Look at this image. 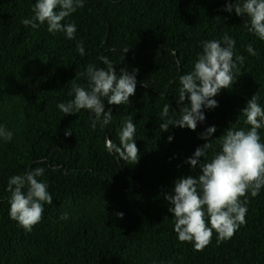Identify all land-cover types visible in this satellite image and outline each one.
Segmentation results:
<instances>
[{
	"label": "clouds",
	"instance_id": "obj_1",
	"mask_svg": "<svg viewBox=\"0 0 264 264\" xmlns=\"http://www.w3.org/2000/svg\"><path fill=\"white\" fill-rule=\"evenodd\" d=\"M84 6V0H36L32 9L34 15L23 19L22 23L25 27L39 28L46 22L50 34L63 32L67 39H75V23L65 24L62 21ZM223 10L245 16L244 27L247 31L264 41V0H235V3L229 0ZM235 47V39L227 33L221 40L202 42L203 51L198 55L193 70L179 77L177 103L182 105L180 117L170 118L171 106L164 104L159 129L168 131L170 126H175L195 131L198 123L206 119L203 109L219 106L214 97L222 89H230L240 73V66L245 62L243 55L235 53ZM246 50L252 56L258 54L251 43L246 46ZM77 51L81 56L85 54L83 43L77 44ZM128 51L124 49L125 53ZM98 59L107 67L87 65L84 73L88 81L87 89L77 85L73 79L69 95L74 94V98L66 104H58L65 115L88 110L93 131L98 124L103 129L112 122L113 112L111 108L105 111V99L109 105L129 103L130 97L136 93L139 72L138 68L131 72L121 68L117 74L114 62L107 56L101 55ZM258 100V94L253 95L241 110L245 117L244 124L250 128H227L219 137V152H215L212 143L213 134L217 131L215 125L199 134L205 143L197 147L185 163L191 165L192 169L199 166L200 174L178 178L172 192L164 195L169 205L168 211L173 214L174 232L179 242L191 243L194 251L201 252L210 245L214 232L218 246L230 240L246 223L248 193L255 198L264 188V143L258 131L264 128V108ZM135 132L133 118L128 117L118 130L119 145L106 138V150L116 155L117 159L136 165L140 154L135 143ZM71 134V130L65 131L66 136ZM0 138L10 142L13 133L0 126ZM168 140L171 142L173 137L169 136ZM209 150L213 151L210 160L207 158ZM44 173L45 168L38 166L26 169L24 175H13L8 180L9 216L29 233L42 221L44 205L53 203L47 183L38 179ZM116 215L123 218L124 213ZM60 219L67 220L68 214L64 213Z\"/></svg>",
	"mask_w": 264,
	"mask_h": 264
}]
</instances>
